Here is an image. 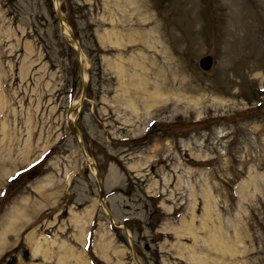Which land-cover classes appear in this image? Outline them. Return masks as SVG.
Here are the masks:
<instances>
[{
  "label": "rangeland",
  "instance_id": "1",
  "mask_svg": "<svg viewBox=\"0 0 264 264\" xmlns=\"http://www.w3.org/2000/svg\"><path fill=\"white\" fill-rule=\"evenodd\" d=\"M127 2L0 0V264H264V0Z\"/></svg>",
  "mask_w": 264,
  "mask_h": 264
},
{
  "label": "bare ground",
  "instance_id": "2",
  "mask_svg": "<svg viewBox=\"0 0 264 264\" xmlns=\"http://www.w3.org/2000/svg\"><path fill=\"white\" fill-rule=\"evenodd\" d=\"M123 2V1H122ZM126 2H127V0H126ZM124 3H125V1H124ZM127 4H128V2H127ZM134 6H135V4H134ZM133 6V7H134ZM135 8V7H134ZM133 9V8H132ZM136 9H137V7H136ZM113 22V21H112ZM113 30H111V32H112ZM111 32H109L110 33V35H111ZM113 34H115V36H116V34L117 33H113ZM114 37V35L112 36L111 35V39H110V41L111 42H113L114 43V39H112ZM139 38V37H138ZM134 39V38H133ZM120 40V39H119ZM138 40V39H137ZM118 43V42H117ZM120 43V42H119ZM115 44H116V42H115ZM119 45H121V44H119ZM167 56H163V58L165 59ZM148 59V58H147ZM149 61H152V60H150L149 59ZM142 63H139V62H136V64L135 65H137V66H140ZM142 68L143 69H145L146 67H144V66H142ZM122 69V68H121ZM124 72H125V69L123 70ZM122 71V72H123ZM141 74H144V75H141ZM141 74H137L136 76H135V78H134V80H133V83H135V84H137V88H138V90L136 91V92H140V93H143L145 96H146V102H147V104L148 105H151L152 103L154 104V102H156V97H155V95L157 94H155V92H154V90L156 91L157 90V88L155 89L154 88V90L153 91H148L147 90V84H151V85H154L153 84V82H151L150 81V79H149V77H148V75H147V72H143V73H141ZM149 84V85H150ZM154 87H157V86H154ZM158 88H159V86H158ZM163 88V87H162ZM129 89V88H128ZM132 89V88H131ZM150 90H152L151 88H150ZM161 90V89H160ZM130 91V90H129ZM145 98V97H144ZM159 103V102H158ZM11 218V217H10ZM10 220V219H9ZM12 221V220H11ZM183 221V224H182V227H181V231L180 230H178V229H176L175 230V233L177 234H186L187 232H186V228H187V223H186V220L185 219H183L182 220ZM10 223V222H9ZM8 223H6V224H4V225H7ZM12 224V223H11ZM74 224L76 225V227L79 229V232H80V234L78 235V238H80V236H81V234H82V231H84V229H85V225H84V222H83V220L81 219V218H77L76 217V219L74 220ZM9 225V224H8ZM192 225V224H191ZM4 227V226H3ZM189 228L188 229H190V230H193V231H195L193 228H192V226H188ZM6 228V227H5ZM4 228V229H5ZM5 234V233H4ZM84 234H86V233H84ZM83 234V235H84ZM1 235V234H0ZM3 235V234H2ZM1 237V236H0ZM77 237V236H76ZM101 237V236H100ZM196 238H198V236H195ZM217 237V236H216ZM77 238V239H78ZM83 238H84V236H83ZM109 238V237H108ZM218 238V237H217ZM82 239V238H81ZM216 239V238H215ZM221 239H223V238H221ZM4 240V239H3ZM220 240V239H219ZM101 241V240H100ZM216 241H217V239H216ZM221 241V240H220ZM231 241V240H230ZM110 242V241H109ZM43 243V242H42ZM224 243H225V241H224ZM227 243V242H226ZM225 243V244H226ZM217 244V243H216ZM219 244V243H218ZM217 244V245H218ZM232 244V243H231ZM2 245V244H1ZM217 245H215V246H213L214 248L215 247H217V248H219ZM40 246V244H36L35 245V247H34V251H37L36 250V247L37 248H41V247H39ZM110 246V245H109ZM232 246V245H231ZM230 246V247H231ZM107 247H108V244H107V241H104V240H102V242H100V244L98 245L97 244V253L99 254V255H101V257H103V256H105V255H108V254H106V251H107ZM227 247H228V245H227ZM65 248V250H67L68 249V252H70L71 254H72V252H74V251H72L70 248H66V247H64ZM114 248V247H113ZM198 246L197 245H192L191 247L190 246H183L182 247V250H183V253L182 254H185L184 256H185V258L188 260L187 262H189L190 264H225V262L223 261V259L222 258H219L218 257V254H216L215 256H213V257H209V255L208 256H206V254L203 252V251H198ZM225 248V247H224ZM223 249V248H222ZM230 249H233V247L232 248H230ZM44 250V249H43ZM114 250H116L117 251V249H115L114 248ZM40 251L42 252V248L40 249ZM234 251V250H233ZM219 253H220V251H218ZM230 252H232V251H230ZM34 253H36V252H34ZM43 253V252H42ZM186 253H187V255H186ZM225 253H228V250H227V252H225ZM224 253V254H225ZM209 254V253H208ZM43 255V254H42ZM219 256H220V254H219ZM45 257V256H44ZM211 259V260H210ZM76 264H88L86 261H85V258L82 256V258L81 257H77L76 258Z\"/></svg>",
  "mask_w": 264,
  "mask_h": 264
},
{
  "label": "water",
  "instance_id": "3",
  "mask_svg": "<svg viewBox=\"0 0 264 264\" xmlns=\"http://www.w3.org/2000/svg\"><path fill=\"white\" fill-rule=\"evenodd\" d=\"M57 13H58V18H59V21H60L61 25H63V27H66V30H67L69 36L71 37V39H72L75 43H77L78 40H77L75 34L73 33V31H72L69 27H67V26L65 25V22H64V20H63V18H62V15L60 14V11H59L58 9H57ZM77 55L80 57V53H79L78 49H77ZM199 63H200V65H201V67H203V68H205V69H206V68H209L210 65H211V63H212V56L209 55V54L202 56V57L199 59ZM80 67H81V74L84 75V70H83L82 65H81ZM85 88H86V81L83 80V85H82V95H84ZM69 111H70V108L67 110V114L69 113ZM79 146H80V149H81L82 154L85 155V150H84V148H83V146H82V143H80ZM102 192H103V191H102V189H101V194H102ZM110 219L113 221V219H112L111 217H110Z\"/></svg>",
  "mask_w": 264,
  "mask_h": 264
}]
</instances>
